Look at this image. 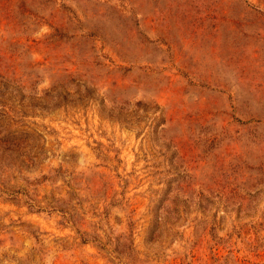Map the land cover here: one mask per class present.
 <instances>
[{
	"label": "rangeland",
	"instance_id": "374dc122",
	"mask_svg": "<svg viewBox=\"0 0 264 264\" xmlns=\"http://www.w3.org/2000/svg\"><path fill=\"white\" fill-rule=\"evenodd\" d=\"M0 264H264V0H0Z\"/></svg>",
	"mask_w": 264,
	"mask_h": 264
}]
</instances>
